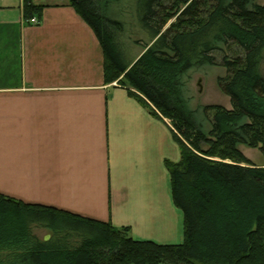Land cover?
Instances as JSON below:
<instances>
[{"label": "trees", "instance_id": "16d2710c", "mask_svg": "<svg viewBox=\"0 0 264 264\" xmlns=\"http://www.w3.org/2000/svg\"><path fill=\"white\" fill-rule=\"evenodd\" d=\"M67 1L99 41L104 83L116 81L170 121L180 158L165 166L183 241L136 240L127 226L0 194V264H264V166L239 149L259 148L264 158V0H138L151 44L133 63L117 42L123 24L105 13L116 0ZM42 10L23 0L25 20ZM205 65L225 69L217 86L231 105L201 107L208 132L188 109L183 82Z\"/></svg>", "mask_w": 264, "mask_h": 264}, {"label": "crops", "instance_id": "0c3cea01", "mask_svg": "<svg viewBox=\"0 0 264 264\" xmlns=\"http://www.w3.org/2000/svg\"><path fill=\"white\" fill-rule=\"evenodd\" d=\"M31 1L43 6L36 24L23 0L0 3V41L17 62L0 70V194L127 226L136 240L181 243L169 123L104 83L99 41L67 0Z\"/></svg>", "mask_w": 264, "mask_h": 264}, {"label": "rangeland", "instance_id": "374dc122", "mask_svg": "<svg viewBox=\"0 0 264 264\" xmlns=\"http://www.w3.org/2000/svg\"><path fill=\"white\" fill-rule=\"evenodd\" d=\"M2 1L0 0V3ZM14 1L16 0H12V2ZM105 13L109 18L116 19L123 24V31L117 34V42L128 61L133 63L144 53L146 47L151 44H148L149 35L141 27L139 22L138 0L112 1L107 5ZM15 54L16 52H12V49H9L3 41H0V70L4 68L9 70L15 69L17 64L14 58ZM260 71L264 76V54L260 64ZM225 74L226 71L221 66L205 65L190 69L183 78L187 107L189 110L197 112L195 118L201 123L205 132L210 130V124L205 120L201 112V107L207 105L231 107L229 98L217 86V79L225 76ZM113 84L119 85L116 81ZM165 120L170 125V121L166 118ZM239 149L252 164L255 166H264V158L259 148L240 145ZM35 233L42 239L47 238L46 236H48L47 240L50 239V234L46 229L35 228ZM154 242L157 244L170 243Z\"/></svg>", "mask_w": 264, "mask_h": 264}, {"label": "built area", "instance_id": "2783aa9c", "mask_svg": "<svg viewBox=\"0 0 264 264\" xmlns=\"http://www.w3.org/2000/svg\"><path fill=\"white\" fill-rule=\"evenodd\" d=\"M27 22L32 23V24H36L37 23V19L35 17H32L30 20H28ZM165 119V118H164Z\"/></svg>", "mask_w": 264, "mask_h": 264}, {"label": "water", "instance_id": "95a60500", "mask_svg": "<svg viewBox=\"0 0 264 264\" xmlns=\"http://www.w3.org/2000/svg\"><path fill=\"white\" fill-rule=\"evenodd\" d=\"M48 238V236H46ZM47 238H44V240H47Z\"/></svg>", "mask_w": 264, "mask_h": 264}, {"label": "bare ground", "instance_id": "6f19581e", "mask_svg": "<svg viewBox=\"0 0 264 264\" xmlns=\"http://www.w3.org/2000/svg\"><path fill=\"white\" fill-rule=\"evenodd\" d=\"M162 119H164L163 117H161ZM165 120V119H164ZM166 121V120H165Z\"/></svg>", "mask_w": 264, "mask_h": 264}]
</instances>
